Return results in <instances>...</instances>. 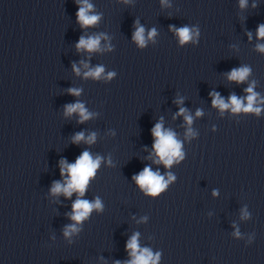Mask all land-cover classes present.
<instances>
[{"label": "clouds", "instance_id": "obj_1", "mask_svg": "<svg viewBox=\"0 0 264 264\" xmlns=\"http://www.w3.org/2000/svg\"><path fill=\"white\" fill-rule=\"evenodd\" d=\"M127 2V0H125ZM164 2V0H162ZM79 4L78 11L76 13L77 21L82 27L94 26L100 20V15L93 14V5L89 3V0H77ZM247 4V0H240V7L244 8ZM255 7V5H253ZM137 27L133 33V40L142 48L145 45V29L139 26V22H136ZM172 30L178 36L180 44H186L190 41L195 42L196 37H198L199 32L194 28H189L184 26L178 29L174 27ZM156 29H151L148 32V39H152L156 36ZM258 39H264V24H261L257 28ZM249 38L251 35L249 34ZM101 39H106L103 34L89 36L85 38L81 36L76 48L77 50H86L87 52H95L100 50ZM257 49L264 52V45H257ZM85 68H88V64H84ZM73 70L77 75L80 74V68L73 64ZM103 67H96L95 69H89L84 73L85 78L91 77L94 79H99L103 73ZM250 69L248 67H241L239 69H232L228 74L229 81H235L237 83L244 82L248 75ZM114 75L113 73L108 74V78ZM253 85H250L245 89L247 96L245 98H238L236 95H231L228 102L220 97L218 93L213 96V106L218 107L220 110L231 109L232 112H254L257 115L261 112V108L257 106L258 104V94L254 92ZM69 93L74 96H79L81 90L76 88H70ZM246 101V103H245ZM177 103H182V101H177ZM264 103V101H260ZM186 110L181 108L177 115H184L185 121L190 125L192 123V117L185 114ZM73 113L79 115L78 123H84L92 117V113L88 112L83 103L76 102L74 104H68L65 106V115L71 116ZM197 116L201 115L200 111H197ZM188 134L191 135V129L189 128ZM152 135L154 137L153 149L158 157L156 163H163L165 167H170L174 162L183 159V152L181 151V143L176 139L175 133L171 130H166L163 128L162 122H158L152 128ZM96 140V134L92 133L85 137L83 132L77 133L73 138L72 142L79 144L81 141L86 144H93ZM102 158L100 156H95L85 150L77 157L74 163H68L66 160L60 161V174L65 177L64 183L59 181L54 182L51 188V193L53 195L63 194L66 198H70L73 193L77 194V199L72 204V214L70 219L74 221V224L68 225L64 229L65 237L78 232L79 228L77 224L81 223L87 219L93 210L102 211L103 204L102 201L97 197L93 201L83 199L87 187L89 185L90 179L96 175L97 169L100 167ZM175 177L168 174V179L165 180L164 176L160 175L159 171H152L148 166L139 172L137 175L133 176V180L136 184L145 192L147 195L157 196L162 191H164L168 184L174 180ZM215 194V193H214ZM247 214L245 213V216ZM239 235V232L236 233ZM139 234H134L127 243V249L132 257L127 264H157L159 260V253L153 255L150 249H141L138 244ZM119 264V262H117Z\"/></svg>", "mask_w": 264, "mask_h": 264}]
</instances>
